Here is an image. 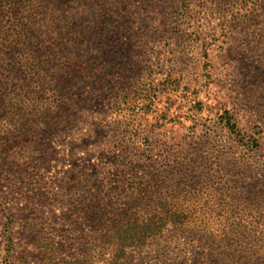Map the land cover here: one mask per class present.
<instances>
[{"label":"rangeland","instance_id":"374dc122","mask_svg":"<svg viewBox=\"0 0 264 264\" xmlns=\"http://www.w3.org/2000/svg\"><path fill=\"white\" fill-rule=\"evenodd\" d=\"M0 264H264V0H0Z\"/></svg>","mask_w":264,"mask_h":264}]
</instances>
